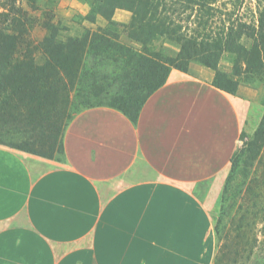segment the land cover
Wrapping results in <instances>:
<instances>
[{
    "label": "crops",
    "instance_id": "1",
    "mask_svg": "<svg viewBox=\"0 0 264 264\" xmlns=\"http://www.w3.org/2000/svg\"><path fill=\"white\" fill-rule=\"evenodd\" d=\"M118 11L112 19L127 23ZM213 75L198 64L172 69L135 121L83 109L60 162L0 145V264H212L198 186L227 171L264 91L240 83L231 95Z\"/></svg>",
    "mask_w": 264,
    "mask_h": 264
},
{
    "label": "trees",
    "instance_id": "2",
    "mask_svg": "<svg viewBox=\"0 0 264 264\" xmlns=\"http://www.w3.org/2000/svg\"><path fill=\"white\" fill-rule=\"evenodd\" d=\"M87 1L89 11L84 19L93 23L100 16L106 21L104 28L84 29L80 36L61 38L58 23L48 19L41 24L45 34L33 44L29 38L33 18L20 0H0L1 145L50 159L51 154L40 149L63 153L60 128L64 125L58 118L82 96L87 101H110L112 108L135 121L143 103L166 82L171 69L186 72L191 62L212 70V85L231 95L240 83H264V0L256 4V19L226 22L228 25L223 24L215 34L206 32L207 20L200 21L202 32L190 30L182 21L185 12L191 14L185 16L190 22L192 15L212 11L214 0ZM116 10L130 14L128 24L122 26L140 48L120 41L112 19ZM159 38L174 43L179 51L175 55L156 51L152 44ZM224 54L231 56V73L218 67ZM89 61L92 70L87 73ZM96 106L100 105L91 107ZM261 106L260 123L251 140L244 142L245 150L232 155L230 174L237 173L242 158L264 135V95ZM40 116H46L42 123L54 126L52 143L39 140L40 135L34 133L33 124ZM213 229L219 242V224ZM225 249L226 245L218 246L214 264H221Z\"/></svg>",
    "mask_w": 264,
    "mask_h": 264
},
{
    "label": "rangeland",
    "instance_id": "3",
    "mask_svg": "<svg viewBox=\"0 0 264 264\" xmlns=\"http://www.w3.org/2000/svg\"><path fill=\"white\" fill-rule=\"evenodd\" d=\"M82 1L86 2V0H33L31 3L28 0H20L22 8L27 10L33 18V23L29 28V38L33 44L38 43L45 34L41 24L48 19L58 23L61 29V38L80 36L84 29L99 31V29L104 28L106 22L103 18L101 25L95 24L93 27L84 25ZM261 1L263 0H214L212 11L195 14V17L192 15L190 22L186 21L185 16L191 14L185 12L182 14V21L187 24L190 30L202 32L201 29L204 24L200 21L201 19L207 20L206 32L211 31L212 34H215L220 31L223 24L228 25L226 22L230 24L238 19L243 21L256 19V4ZM0 11H2L1 3ZM118 13L126 14L129 22L130 14L128 12L123 10L118 11ZM177 18L180 19L181 17L178 16ZM122 19V17L117 16L114 21L115 27L118 28L120 33V41L126 46L140 48V44L127 37V29L122 25H127L128 22L122 23ZM152 45L156 51H161L167 55H175L179 51L177 45L163 38L154 41ZM190 64L198 63L191 62ZM218 67L224 72L231 73L233 69L231 56L224 54ZM91 70L92 61H89V66L85 72L90 73ZM86 76L91 78L90 74ZM252 86H261L264 90V83H257ZM98 100H100V103H97ZM98 100L91 98L87 101V98L82 96L69 106L64 114L62 113L63 116L58 118L60 124L64 125L60 128L62 135L73 117L83 109L95 105L114 106V103L110 101ZM262 114L263 107L261 106L253 110L247 118L240 132L235 153L245 150V143L251 140L250 138L258 127ZM45 117L40 116L37 118L33 124V130L34 133H37V136L40 135L41 139L39 140H47L49 144L52 143L54 126H49L45 122L42 123ZM49 121H52L51 116ZM40 125L44 127L41 128ZM56 150L51 151L45 147L40 149L41 152L51 154L49 160L60 162L63 153L60 154ZM230 170L231 164L223 175L214 180L203 182L198 186L200 201L206 207L213 225L219 224L221 229L219 242L218 238H215V254L218 246L226 245L225 257L222 259L221 264H264V135L252 146L251 151L247 152L246 156L242 158L237 173L235 175L234 173L230 174ZM212 264H214V260Z\"/></svg>",
    "mask_w": 264,
    "mask_h": 264
}]
</instances>
